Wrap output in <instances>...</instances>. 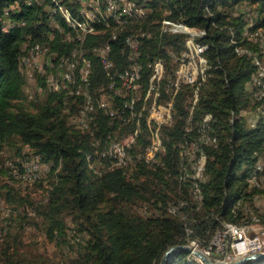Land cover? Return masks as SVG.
I'll return each mask as SVG.
<instances>
[{
	"label": "trees",
	"instance_id": "16d2710c",
	"mask_svg": "<svg viewBox=\"0 0 264 264\" xmlns=\"http://www.w3.org/2000/svg\"><path fill=\"white\" fill-rule=\"evenodd\" d=\"M77 1L0 0V153L5 142L17 138L35 150L50 174V188L36 203L17 196L8 183H0V194L15 205L13 209L22 207L18 217H23L28 226L39 228L61 251V264H160L169 248L190 243L211 251V241L222 223L250 225L251 214L246 217L244 209L256 195L264 194L251 183L254 174L264 177V98L255 97L258 87L248 90L257 71L254 60L263 58L258 57L264 51V0H137L144 1L150 12L141 21L118 28L114 38L113 24L99 14L94 19L84 18ZM48 6L55 10L61 24L67 18L87 30L83 45L84 57L92 65L91 90L106 84L101 59L93 52L97 46L108 42L109 60L114 71H120L129 65L125 39L138 37L142 39L144 64L163 59L170 73L171 54L184 49L187 35L163 31L162 21L203 31L195 38L204 49L198 78L174 96L173 125L152 129L144 119L130 117L129 109L121 113L130 121L117 118L112 123L110 115L99 108L90 125L93 136H89L84 131L89 128L70 123L82 100L64 90L48 91L42 77L43 102L34 110L22 104L25 77L19 67L28 45L47 44L58 56L74 48L56 31L55 38L49 37ZM142 31L148 36L143 38ZM156 77L146 65L137 83L146 99ZM156 85L159 95L167 99L163 82L158 79ZM250 110L259 116L254 125L242 115ZM190 114L191 122L199 124L187 131ZM202 125H208V144L200 141ZM118 126L127 130L125 136L140 131L136 146L130 149L132 154L145 151L151 133L159 135L165 149L158 155L159 164L116 166L112 159L101 157L111 140H121L113 133ZM193 141L203 152V162L202 156L198 159L204 175L200 201L191 195L193 170L185 153ZM260 164L262 173L257 171ZM241 165L243 170L239 172ZM237 201L239 206L232 211ZM28 207L38 218L36 222L29 221L33 218ZM134 207L142 212L134 214ZM13 221L9 219L8 231L3 233L0 264H54L50 258L18 252L24 225L13 226ZM188 255L192 253L176 249L165 264H200ZM240 264H264V259H247Z\"/></svg>",
	"mask_w": 264,
	"mask_h": 264
},
{
	"label": "bare ground",
	"instance_id": "6f19581e",
	"mask_svg": "<svg viewBox=\"0 0 264 264\" xmlns=\"http://www.w3.org/2000/svg\"><path fill=\"white\" fill-rule=\"evenodd\" d=\"M82 1L83 0L77 1L79 10H81L80 9V3ZM93 2H94V4L89 3V12H84L81 10L84 18L94 19L97 17L98 14L102 15L105 19L109 20L113 24V26L115 27L112 31V33H113L112 38H114V33H115V31H118L117 30L118 28H120L121 26H125L131 22L134 23V22L139 21V20L141 21V19L142 18L145 19L146 15H148V13L150 12V10L147 7H145L148 10L147 12L142 11L144 6H145V3H143L144 1L142 3H139L137 0H110V4H108L107 0H93ZM46 10L49 12V14L47 16L48 21H46V22H47L49 28L51 29V31H50L51 36H49V37L51 39L55 38V31H56V33H58L61 36V38H63L67 42L72 43L74 45L73 50L71 51V48H68V49H70L69 51H71L70 53L68 52V53H66V55L63 54L61 56H58V53L56 51L55 52L51 51L49 45L44 44V43H35L32 45H28L29 49L26 52H24L25 54L22 57L23 58L32 57V56L38 55L39 52L42 51L44 54H48V55L54 57L55 62L57 63V62H59L60 59H61V61H63L64 59H67L70 56H72V54L76 48V45L79 46V49L81 50L80 58H81L82 68L78 74H77V70L74 71L73 68L70 69V73L72 74V76H73V74L77 75V79H78L80 85H79V88H77L75 90L74 96L79 97L80 98L79 100H82V103L80 104L81 106L78 110V114H77V117L75 118L73 125H76L77 127H80L82 129H88V128L90 129V125H91L92 121L94 120V115H95V112L97 109L102 108L104 111H106L109 114L110 106L108 108H106V110H105L104 107H106V103H102L97 98L99 89L102 87H104V88H102L101 91H104L106 88L107 89L109 88V91L113 92V94H111L112 100H116V103H118L117 101H119L118 108L121 109V111L122 110H128V109L131 110L132 115L130 117H133V118L137 117L138 119L142 118L147 122V124L149 126H154V127L160 126V125H156V119H158L159 115H162L164 108H165V104L168 102V105H169L168 117H171V118H170V120L166 121L165 126H171L173 124V119H174L173 118V103H172V101H174L173 98H174V96H176V93L178 91H180V89L182 87L187 86V85H191L197 80L198 72H199L200 55L204 51L203 47L198 42L195 41V38L197 36H194L195 33H192L190 28H187L186 26L181 25V24L174 23L172 21H168V20L162 21L161 28L163 31L170 32V33H183V34L187 35V38L185 40L184 49L177 56L173 55V57L175 59L176 67H177V61L179 59V69H174L171 73H169L167 75H165L163 73V66L165 64L163 59H158V60L153 59L154 61H151V62H148V60H146L148 63L146 64V62H145V64H144V62H143L144 60L142 58V53L140 51V46L142 44L141 42L138 45V60H137V58H135V56H134L135 45H136L137 41H140L138 39V37L127 36V38L125 39L124 44L128 48V51H129V54H126V56H127L126 58L129 61L128 62L129 65L127 64V67L125 69L120 70V71H117V70L114 71L113 62H111L109 60V58H110V46H109L108 42L103 44L102 49L100 51H95L93 49V52L101 59V64H102L103 70L105 71L106 84H104V85L102 84V86L95 88L94 90H91V88H90V81H91L90 76L92 73V65H91V69H89L91 62L84 57V45H83L84 40L86 38L87 30L81 29L78 26V23L76 21H73V20H70L67 18L64 20V24H61L59 22V20L56 19V16H55L56 12L54 9H51L48 6L46 8ZM94 11H96L95 17L93 16ZM122 18H123V20H122ZM50 19L54 20L53 25L50 24V22H49ZM21 24L23 25V22ZM180 27H182V30H179ZM4 29L7 30V25L4 27ZM74 30H76L77 32H84V34H81L78 40L71 42L66 38V35L73 33ZM136 33H138V32H136ZM145 34L146 33H144V31H142L141 36L144 37ZM201 34H202V32H201ZM203 34H204V32H203ZM129 35H131V34H129ZM254 37H255V35H254ZM65 42H64V44H65ZM67 42H66V44L68 45ZM44 45H46V46H44ZM34 51H36L35 54L31 55V53ZM125 51H126V49H125ZM106 54H107V57H106ZM86 55H87V53H86ZM254 61H255L254 64L257 68L256 69L257 71H256V75L253 78V81H256L257 84H260L262 89H263V91L257 92L255 97L256 98L258 97V99H262V98H264V63L262 60L257 59V57L255 58ZM146 65H147V68L150 69L153 72V74L158 76L159 80L163 82V91L168 96V98L166 100H163V98L157 92V88H156L157 85H155V83L150 86L149 93L147 94V99H146L145 95L137 87V83L141 80V77L145 71ZM189 68H190V73H191L192 77L190 79H184V78H186V76L189 73ZM129 69H130L131 73H129ZM35 71H36V68H33L32 71L28 73V80H30V81L33 80L34 75H35ZM69 75H66V79H69ZM39 77H42L45 80L44 76H39ZM57 81L58 80L55 81V80H53V78H49L47 80V86H46L47 90L56 92L59 88L53 89V87L51 86V83H57ZM125 84H126L127 88L129 89V91H128V89H123V87H125ZM120 100L122 102H120ZM191 117L192 116L188 117V121H187L188 122V129H187V131H191L194 129V128L192 129L193 122H191V120H192ZM125 118L122 116V118H119V119L122 120L123 122L131 120V119L129 120V117H128V119H125ZM152 121L154 123H152ZM141 123H140V125H141ZM137 127H139V130H140L139 121L137 122ZM207 128H208V125L203 126V129H202L203 134H202L201 140H200L201 143H207L208 144L210 142V135H208L206 133ZM137 132H135L132 136H136L138 134ZM116 140L117 139L112 140L111 143L109 144V146L106 149L104 148L105 151H103V153H101V157H107L109 159H112L114 161V165H116V166L126 165V164H123V159H127V164H129V165H132V164L137 163V162L138 163L144 162L147 164H153L154 165V164L159 162L158 155L163 153L165 150L163 145H162V140H160L159 138H149V143H147L149 145H147L144 152L139 151L140 154L138 155V151L135 153L133 152L134 154L129 153V151H123V158H122L121 152H116V149H115V141ZM197 143H200V142L198 141ZM181 145H182V143H181ZM197 145L198 144H196L193 141V143L188 145V147L186 146L187 148L185 149V153H186L187 157H189V161L191 163V169L193 170V173H192L193 175L192 174L191 175H192L194 182L192 181L193 186L191 187L192 188L191 195H193L195 200L200 201L201 196H202L201 191H200L201 190L200 189V183H202V181L204 179V175L199 174L198 176H195V173L198 170L196 168V162L203 155V152H202V150H200L198 148ZM199 146L201 147V145H199ZM183 149H184V146H183ZM96 156H98V153H96ZM136 156H138L137 159H135ZM161 158L162 157H160V159ZM202 158H203V156H202ZM258 170H261L260 165L257 166V171ZM249 177H251V176H249ZM202 201H203V199H202ZM237 203H238V201L233 206L232 211H234L236 209L234 207L237 205ZM239 228H243V226L234 225L232 223L231 224L230 223L229 224L222 223L221 229L218 230V232L214 236L213 240L211 241L209 248L210 249L213 248V245L217 241L218 236L222 235L223 230H239ZM189 247H197V244L195 243ZM190 252L192 253V251H190ZM192 255H193V253H192Z\"/></svg>",
	"mask_w": 264,
	"mask_h": 264
},
{
	"label": "rangeland",
	"instance_id": "374dc122",
	"mask_svg": "<svg viewBox=\"0 0 264 264\" xmlns=\"http://www.w3.org/2000/svg\"><path fill=\"white\" fill-rule=\"evenodd\" d=\"M80 9L84 12H89V1L83 0L80 3ZM63 10L64 8L61 9L62 17L65 16V14H63ZM248 15L249 17H252V15H250L249 12H248ZM49 22L51 25L54 24L53 19H50ZM190 30L192 33H195L194 36L198 37V36L203 35V31H198L195 29H190ZM49 34L51 36V33ZM81 34H84V32H77L76 30H74L73 33L67 34L66 38L69 41L74 42L79 39ZM102 46L103 44L97 46L96 48H94V50L100 51L102 49ZM261 53L262 54L258 58L263 56L262 58V61H263L264 51ZM80 55H81V50L79 49V46L76 45V48L72 56H70L67 59H64L63 61H61L60 59L59 62L57 63L55 62L54 57L48 54H44L42 51H40L38 55H35L32 57H26V58L21 57L19 68L21 69L25 77V84L23 86V95H22V99L20 100L22 104L34 110L35 109L34 106L40 105L41 102H43V100L45 99V96H43L44 90L40 86V81L38 78L39 76L45 77V83L47 86V80L49 78H53V80L55 81L58 80V77L60 75V68H66V64H69V69L73 68L74 71L77 70V74H78L82 68ZM177 55L178 54H175L174 56H177ZM171 63L173 64L171 68H173L174 70L176 65H175V59L173 57V54H171ZM33 68H36V71H35L33 80L30 81L28 80V73L31 72ZM163 73L165 75L169 74L165 68V64L163 66ZM67 75H69V79H66V86L59 87L57 91L64 90V91L69 92V94L74 95L75 94L74 92L77 88H79L80 83L77 79V75L73 74L72 76L70 71H68ZM253 78H252V81H253ZM250 85L251 84L248 85L249 91H250ZM257 87L258 88L255 91L254 95H256L257 92L260 91V88H262L260 84H257ZM102 88L99 89L98 97H97L98 100H100L102 103H106L105 102L106 97H111V100H112L111 94H113V92L109 91V88L108 89L106 88L104 91H101ZM34 97H36V99H33ZM163 100H166V98ZM189 103L190 104L188 107V113L190 111L192 99L189 101ZM80 106L81 105H79L78 110ZM109 106L110 104L106 103V107H104L105 110ZM78 110H77V113L74 116H72L70 120V123L72 125L74 124L75 118L77 117ZM242 115L247 118L248 122L251 125L252 124L254 125L259 118L258 114L255 113L253 110L242 112ZM189 116H192V115L190 114ZM173 118H174V111H173ZM173 122H174V119H173ZM198 124L199 123H193L194 126ZM150 128L157 129L154 126H151ZM84 131L88 133L89 136H93V126L91 127L89 131H86V130ZM126 131L127 130L122 129L121 126H118L114 130L113 133L117 135L118 137H120L121 141L124 142L125 139L123 138L126 137L125 136ZM149 138H159L161 140L159 135L154 134V133H151L149 135ZM106 143H108V140L106 141ZM129 153H131L130 150H129ZM0 156H1L0 157V168L3 171L2 173L0 172V183L2 184L8 183L10 187H12L13 190L18 193L17 196L23 197L26 202L31 200L32 202L36 203L39 200H43L44 195L47 193V190L50 188L49 167L40 161L37 154L35 153V150L31 149L27 145H23L17 138H13L10 141H7L3 144ZM200 160L203 162V158ZM202 162L200 161L196 162V168L198 170L196 171L195 176H198L199 174H203L202 172L203 169L201 168ZM126 165H129V164H126ZM98 167L100 166L98 165ZM242 170H243V166L241 165L239 172H242ZM9 176L12 179H9ZM251 183L254 186L264 191V177L263 176L257 177L254 174L253 178L251 179ZM14 206L15 205H11L7 202L4 194H0V243H2L3 241L2 239L3 233L5 231H8L7 226L9 223V219H14L15 221H13V226H17L20 224L24 225V230L19 236V238L21 239V245L19 246L18 252H24L26 254H29L31 257L44 256L45 258H50L54 260L55 261L53 262L54 264H61L62 262L61 251L56 249L52 243L48 242V240L44 237L43 233L40 231L39 228L33 225L28 226L24 222L26 220L23 217L19 218L18 214L22 212V207L16 206L13 209ZM252 209H253V213L250 212ZM28 211L31 214L30 217L33 218L29 221L36 222L37 221L36 219L38 218L36 217L35 213L30 209V207H28ZM132 211L134 214H139L140 212H142L141 209H139L138 207H134ZM244 212H245L244 214L247 215L246 217H248L250 214L251 215H250V225H243V232L245 233V236L249 240H253L256 244H258V246L255 248L257 249L256 251H251L241 256H233L231 253H229V256L223 255V257L218 256V254H216V251L214 250L213 251L209 250L210 253L206 252V250L201 249L200 246L196 247L198 249L196 251L206 256L214 264H231L235 262L240 263L247 259H251L250 257L256 254H264V194L256 195L252 203H247L244 209ZM251 217L252 218L254 217V219H252ZM224 223L229 224L228 222H224ZM2 227H6V228L4 230L2 229V233H1ZM11 235L15 238V235L13 232L11 233ZM13 237H11V241L15 240ZM193 244L195 243H190L189 246H192ZM218 253L220 254V252ZM188 258L190 260L196 261L197 263L204 264V262H202L201 258L197 256V254L188 255ZM251 260H255V259L252 258Z\"/></svg>",
	"mask_w": 264,
	"mask_h": 264
},
{
	"label": "built area",
	"instance_id": "2783aa9c",
	"mask_svg": "<svg viewBox=\"0 0 264 264\" xmlns=\"http://www.w3.org/2000/svg\"><path fill=\"white\" fill-rule=\"evenodd\" d=\"M89 3L94 4L93 0H88ZM108 4H110V0H107ZM132 8V7H131ZM50 11V10H49ZM144 12H147L148 10L143 8ZM96 11L93 12V16L95 17ZM131 16V15H130ZM123 20V18H122ZM179 30H182V27L179 28ZM147 37V34L143 38ZM142 42V39L140 41H137L135 45V52L134 56L138 60V45ZM46 46V45H44ZM207 46V45H206ZM36 51L32 52V54H35ZM107 57V54H106ZM154 60H158L157 58H154ZM89 69H91V64L89 66ZM175 69H179V59L177 61V67ZM69 69V64H66V68H60V75L58 77L57 83H51V86L53 89H58L59 87H65L66 86V75L68 74ZM129 73L130 69H129ZM192 77L190 73V68H189V73L184 79H190ZM159 77H156V84L157 80ZM155 84V85H156ZM252 87H257V82L252 81L250 85V90L252 91ZM123 89H128L126 84ZM129 91V89H128ZM260 91H263L262 88H260ZM106 103L110 104V121L113 123L114 121H117V118H122V113L121 109L118 108V105L116 103V100H111V97H106ZM168 109L169 105L168 102L165 104L164 111L162 115L158 116V119H156V125H162V128L166 125V121L170 120L171 117H168ZM125 141L121 140H116L115 141V149L116 152H121L122 158H123V151H129V149H132L134 146H136L137 143V136H131V131L128 132V135H126ZM97 146V144H96ZM98 148V146H97ZM140 152L138 151V155ZM138 156H136L135 159H137ZM156 158V157H155ZM123 164H127V159H123ZM261 167V164H260ZM261 173H262V167H261ZM263 176V175H261ZM195 199V198H194ZM239 201L237 205L234 208H237L239 206ZM258 246L253 240H249L246 236L245 233L243 232V228H239V230H223L222 235L218 236L217 241L213 245V249L211 251H216V254L218 256L223 257V255L229 256V253H231L233 256H241L245 255L251 251H256L255 249ZM191 251L193 254H195L196 250H198L196 247H190ZM220 252V254L218 253Z\"/></svg>",
	"mask_w": 264,
	"mask_h": 264
},
{
	"label": "water",
	"instance_id": "95a60500",
	"mask_svg": "<svg viewBox=\"0 0 264 264\" xmlns=\"http://www.w3.org/2000/svg\"><path fill=\"white\" fill-rule=\"evenodd\" d=\"M180 248L186 250L187 252H190V251H191L190 247H188V246H182V247L175 246V247L169 248V249L165 252V254L163 255L160 264H165L166 260L171 256L172 252H173L174 250H176V249H180ZM195 254H197V256H199V257L201 258V260H202V262H204V264H214V263H212V262H211L206 256H204V255L201 254L200 252L196 251ZM250 258H251V259L254 258L255 260L264 259V254H256V255H254V256H252V257H250ZM242 262H243V261H242ZM242 262H240V263H242ZM240 263H238V262L236 263V262H235V263H231V264H240Z\"/></svg>",
	"mask_w": 264,
	"mask_h": 264
}]
</instances>
